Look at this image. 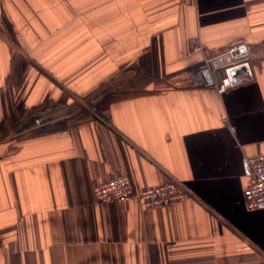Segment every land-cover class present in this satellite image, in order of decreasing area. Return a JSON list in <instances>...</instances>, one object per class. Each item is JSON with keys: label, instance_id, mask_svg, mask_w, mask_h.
<instances>
[{"label": "crops", "instance_id": "crops-1", "mask_svg": "<svg viewBox=\"0 0 264 264\" xmlns=\"http://www.w3.org/2000/svg\"><path fill=\"white\" fill-rule=\"evenodd\" d=\"M194 37L209 55L247 42L253 79L206 83ZM83 110L13 138L24 117ZM260 153L264 0H0V264H264V209L244 195ZM115 175L188 195L98 201Z\"/></svg>", "mask_w": 264, "mask_h": 264}, {"label": "built area", "instance_id": "built-area-1", "mask_svg": "<svg viewBox=\"0 0 264 264\" xmlns=\"http://www.w3.org/2000/svg\"><path fill=\"white\" fill-rule=\"evenodd\" d=\"M193 51L204 54L199 66L202 74L207 71L211 82L220 92L228 88L252 80L254 77L250 62V49L247 42L238 41L225 51L209 55L206 53L199 37L192 38ZM222 61L214 65L215 60ZM251 177L244 190L245 201L249 208L264 209V153L249 157ZM98 201H123L131 198L139 199L147 207L169 205L188 195L186 186L176 178L163 184L151 185L135 190L128 175H115L98 183L94 188Z\"/></svg>", "mask_w": 264, "mask_h": 264}, {"label": "trees", "instance_id": "trees-1", "mask_svg": "<svg viewBox=\"0 0 264 264\" xmlns=\"http://www.w3.org/2000/svg\"><path fill=\"white\" fill-rule=\"evenodd\" d=\"M141 91H133L132 93H139ZM118 94L116 91L109 93L106 97H96L92 101L89 100V105L95 109H106L109 107L110 101ZM120 95H128V92H119ZM88 102V101H87ZM74 107L80 109V105L77 103L74 104ZM88 116L89 112L83 110L79 114H72L62 117L60 119L47 121L35 122L27 117L20 119L17 122L16 129L14 130L13 138L17 140L29 139L37 136L47 135L63 131L69 128L72 122L79 118L80 116Z\"/></svg>", "mask_w": 264, "mask_h": 264}, {"label": "water", "instance_id": "water-1", "mask_svg": "<svg viewBox=\"0 0 264 264\" xmlns=\"http://www.w3.org/2000/svg\"><path fill=\"white\" fill-rule=\"evenodd\" d=\"M202 75H203L206 83H210L211 82L210 74L207 71L203 72Z\"/></svg>", "mask_w": 264, "mask_h": 264}, {"label": "rangeland", "instance_id": "rangeland-1", "mask_svg": "<svg viewBox=\"0 0 264 264\" xmlns=\"http://www.w3.org/2000/svg\"><path fill=\"white\" fill-rule=\"evenodd\" d=\"M76 102H79V101L77 100ZM90 107H92V106H90Z\"/></svg>", "mask_w": 264, "mask_h": 264}]
</instances>
